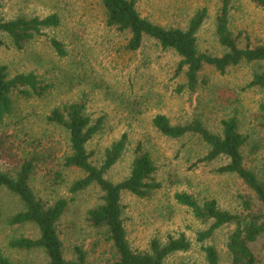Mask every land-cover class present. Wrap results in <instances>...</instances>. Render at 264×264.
<instances>
[{"label": "rangeland", "instance_id": "374dc122", "mask_svg": "<svg viewBox=\"0 0 264 264\" xmlns=\"http://www.w3.org/2000/svg\"><path fill=\"white\" fill-rule=\"evenodd\" d=\"M220 0H137L143 16L161 25L184 27L198 5L208 7V15L197 37L202 52L221 55L223 48L215 36V16ZM58 12L60 25L46 29L17 50L7 42L0 47V64L11 74L34 72L51 84L40 98L17 99L8 125L0 127V171L13 173L23 159L33 152L36 166L30 179L33 191L49 203L58 198L68 201L58 221V236L65 259L74 258L80 248L89 263H108L116 258L104 227H94L87 211L101 203L102 192L91 185L73 193L69 190L82 172L63 165L68 152L67 133L48 124L45 117L55 107L82 102L91 123H99L97 132L86 144L90 162L99 167L105 151L125 133L126 147L120 158L105 172L112 182L129 173L137 147L147 151L155 162L154 180L159 186L147 197L129 192L121 194L122 219L130 247L148 251L150 242L161 244L169 237L184 235L190 243L185 251L165 257L163 264H208L202 246L217 251L219 264H232L227 248L234 224L223 225L203 242L196 235L207 229L211 220L196 219L191 210L174 200L175 192L192 195L199 203L214 199L220 209L245 215L263 213L264 206L255 193L235 174L218 173L227 162L222 156L211 162H197L207 147L193 134L170 138L151 124L155 114L166 115L172 124L197 118L213 132L220 131L222 119L235 116L239 131L246 137L241 147L244 165L260 174L264 170V87H246L255 72L264 69V60L241 62L220 74L204 65L199 79L205 80L193 91L180 92L185 83L183 72L175 77L179 62L173 50L162 51L152 39H145L136 51H127V32L104 25V11L99 0H0V20L18 16L44 17ZM229 28L239 47H253L264 42V9L251 0H231ZM63 42L67 55L59 57L49 37ZM197 162V163H196ZM249 200L250 210L244 208ZM21 209L17 197L0 187V248L10 260L20 264H44L46 256L39 249L15 251L7 247L12 236L36 237L33 224L10 225L11 215ZM248 247L254 264H264V233Z\"/></svg>", "mask_w": 264, "mask_h": 264}, {"label": "trees", "instance_id": "16d2710c", "mask_svg": "<svg viewBox=\"0 0 264 264\" xmlns=\"http://www.w3.org/2000/svg\"><path fill=\"white\" fill-rule=\"evenodd\" d=\"M99 1L104 11V25L111 30L129 34L125 44L127 51H136L142 47L145 39H152L162 51L173 50L178 55L180 59L174 76L177 77L183 72L185 83L176 87L177 92L185 88L193 91L200 83H204L205 80L199 79V72L204 65L212 66L223 74L228 67L241 62L264 60V42L253 47L237 45L229 28L231 0H220L221 4L215 16V36L223 48L221 55L202 52L197 47L196 34L208 15L206 5H198L184 27H181L180 24L161 25L143 16L137 8V0ZM251 1L264 9V0ZM60 22L58 12L44 17L18 16L8 20L1 19L0 47L8 42L11 47L21 50L35 38L46 36L45 30L56 28ZM48 39L59 57L67 55L61 40L54 36ZM50 86L49 82L39 79L34 72L11 74L6 65L0 64V127L8 125L6 119L13 115L17 99L40 98ZM246 87H264V69L255 72ZM45 121L67 133L68 152L63 157V165L82 172V176L72 182L69 190L76 193L96 185L102 192L101 203L87 211V218L92 226L105 228L106 239L111 242L116 258L108 263H89L85 253L78 247L74 248V258H64L62 242L58 236V221L66 210L68 201L58 198L49 203L33 191L30 179L37 162L35 152L27 155L15 172L0 171V187L16 196L21 205V209L10 216L8 223L33 224L38 231L33 238L23 235L10 237L6 243L8 248L15 251L39 249L46 256L47 261L44 264H163L166 256L190 247L189 241L182 234L177 238L169 237L163 244L153 239L148 251L133 250L128 243L122 219L121 194L129 192L144 198L159 186L153 177L156 171L155 162L147 151L138 146L128 175L119 182H112L104 175L122 155L127 142L125 133L106 149L102 164L97 167L89 160L86 144L97 132L99 123H91L82 102L76 101L53 108L46 115ZM151 124L166 137L179 138L186 134L198 136L206 144L207 150L197 162H211L224 156L227 162L217 167L216 172L235 174L264 206V170L258 174L244 165L241 147L246 137L239 131L235 116L222 119L219 132L209 130L197 118L183 124H172L166 115L160 113L153 116ZM174 200L188 207L196 219L202 222L211 220L207 229L197 233L198 242L209 238L217 228L234 224L235 230L227 243L233 259L232 264L255 263V256L248 243L256 241L264 233V212L255 214L248 211L245 215L232 213L220 209L214 199L199 203L185 192H175ZM249 202H243L246 210H250ZM202 250L208 264H219L217 251L213 247L202 246ZM0 264L20 263L10 260L0 248Z\"/></svg>", "mask_w": 264, "mask_h": 264}]
</instances>
